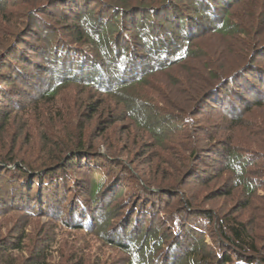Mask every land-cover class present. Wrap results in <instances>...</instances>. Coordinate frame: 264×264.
Wrapping results in <instances>:
<instances>
[{"label": "trees", "instance_id": "16d2710c", "mask_svg": "<svg viewBox=\"0 0 264 264\" xmlns=\"http://www.w3.org/2000/svg\"><path fill=\"white\" fill-rule=\"evenodd\" d=\"M245 1L252 2L0 0V33L7 32L0 36V129L10 117L47 109L59 116L56 104H68V92L77 90L122 105L126 117L120 118L152 137L153 150L184 147L187 152L181 177L162 186L113 153L85 145L83 130L90 117H78L80 125L67 130L78 129L75 142L65 135L66 141L45 155L20 159L9 151L0 156V221L11 215L24 220L21 233L14 230L2 240L0 264L21 263L13 256L24 250L26 228L43 218L53 238L57 232L94 237L120 254L119 264H264V225L204 209L186 190L213 174L228 173L231 191L242 190L244 207L264 192V151L229 137L243 129L255 137L264 135L263 125L248 116L264 109V47L229 72L210 74L213 80L192 110L177 111L169 101H159L163 105L158 107L140 92L147 84L167 95V85L157 77L201 53L200 47L192 48L206 33L235 35V24L240 27L243 18L229 15ZM254 16L256 32L258 21L264 23V10ZM155 104L159 118L171 119L170 129L151 125L154 119L144 108ZM198 114H217L220 121L206 125ZM53 119L62 117L50 123ZM102 123L98 121L97 130ZM201 131L200 141L196 134ZM48 137L51 133L42 135L43 140ZM226 191L224 195L231 194ZM120 194L123 201L117 202ZM254 218L264 221V207ZM155 223L160 234L152 228ZM207 235L212 245L205 242ZM38 238L42 243L21 264H49L52 240L48 243L43 233Z\"/></svg>", "mask_w": 264, "mask_h": 264}, {"label": "rangeland", "instance_id": "374dc122", "mask_svg": "<svg viewBox=\"0 0 264 264\" xmlns=\"http://www.w3.org/2000/svg\"><path fill=\"white\" fill-rule=\"evenodd\" d=\"M125 1L138 3L140 0ZM251 1L250 4L245 1L241 5L234 7L229 15V18H236L235 20L243 18L238 23L240 25L242 22L240 27L235 24L237 28V30L233 31L235 35L222 36L216 33H206V35L194 41V48H192L196 51L195 46L200 47L202 49L201 53L197 52L198 54H195L192 58L157 77L161 83L167 85L165 89L167 95L161 96L153 92V89L147 87L146 84L140 89L141 96L146 100H153L152 102L159 104L157 105L158 107L163 105L159 101H169L168 104H171V106L177 104V111L180 109L192 110L195 107L194 103L196 100L200 98L209 86L210 81L213 80L210 74L229 72L235 65L244 62L252 51L253 53L255 52L254 55L252 54L253 56L258 55L260 48L264 47V23L262 25L258 21L259 24H257V31L255 32L253 29L254 14L259 10H264V0ZM239 15L240 17H237ZM257 19L259 20V18ZM6 34L7 32L2 31L0 36L4 37ZM200 80H203V82H200ZM79 92L77 90L68 92L67 96L70 98L68 104H56L60 108L59 116L47 109L34 115L10 117L7 124L1 126L0 129V156H5L9 151H12L10 153H13L18 158L27 159L47 154L48 151L50 152L56 147L57 143L63 141L66 136L67 140H74L72 142H75L80 132H78V129H72L70 132L67 130H70L74 123L76 127L80 125L81 119L78 117H90L89 124H86L83 130V134L85 133L83 135L85 145H92L95 148L98 147L101 151L105 150L113 153L124 165L134 169H141L149 178L161 182L162 186L181 177V160L187 157V152L183 150L184 147L182 149L172 147L169 148V151L162 152L158 149L153 150L154 140L152 137L146 136L147 134L144 131L133 127V123L129 119L120 118L126 117V115L122 114L124 112L122 105L115 104L114 101L106 96H98L91 92L80 94ZM161 94L163 93L161 92ZM4 104L3 101L1 105L3 106ZM156 104L153 107L150 105V107L144 108L147 117L154 119L151 125L160 126L165 130L170 129L169 125L172 124L174 126V124L170 122L171 119L165 121L163 117L159 118ZM86 111L88 112L86 113ZM257 111L259 113L252 115L249 113L248 116L264 127V109ZM92 113L95 114L92 115ZM222 113L220 112L221 116L223 115ZM160 116L162 115L160 114ZM54 117H62V119H53L55 122L50 123V119ZM195 117H201L206 125L220 121L217 118V114L214 115L216 118L210 115L205 116L204 114H198ZM98 121L103 122L101 124V128L105 129L103 132H101V128L96 129ZM115 121L119 122L114 124ZM177 122L180 123V121ZM44 133H51L52 138L48 137V139L43 140L42 135ZM229 135L230 139H234L235 143L264 151V135L255 137L244 129L240 131L234 130ZM196 138H199L200 141L204 138L202 131L198 135L196 134ZM217 175H211L207 181L211 178L212 180L208 183L207 181L203 183L194 180L196 183L192 184L190 188H186L193 196V202L196 205L204 206L202 207L204 209H209L213 212L219 211L222 215H227L242 222L257 225L259 222V225L263 227L264 221L254 218V214L256 215L258 208L263 209L264 207V192L259 191L257 199L255 198L251 204L248 203L244 207L242 190L238 189L233 192L230 189L232 188L230 175L228 173H221L220 176L218 173ZM226 190L231 194L224 195L223 192ZM123 197L121 194L118 195L116 198L117 202L123 201ZM164 200L166 201V198ZM167 204H169L168 201ZM18 217L11 215L6 220L0 221V245L3 243L2 240L11 237V233L14 230L18 233L23 231L22 223L24 220L22 219L20 223ZM149 219H146V222ZM44 222L45 219L43 218L41 221H34L26 228L24 250L21 254L17 253L14 255L15 257L13 256V258L17 259V263H22L34 251L35 247L42 243L38 236L43 233V237L46 238L48 243H51L52 240V254L49 256V264H112L116 260H118L117 264H119L120 254L109 249V247L103 245L94 237L84 236L79 233L65 232L60 234L57 232L56 238H53L51 236L53 229ZM25 224L27 223L25 222ZM144 224L145 221H142L141 226ZM159 227L160 224L155 223L152 228L160 234L161 230ZM145 228L146 225L142 230L143 233ZM166 228L169 229L167 225ZM39 229L41 230L37 233ZM17 240L19 239H15V243ZM205 242L210 245L213 244V240L209 235L206 236ZM259 244H261V241H259ZM262 244L264 245V241Z\"/></svg>", "mask_w": 264, "mask_h": 264}]
</instances>
